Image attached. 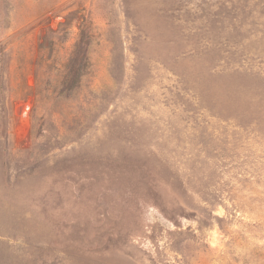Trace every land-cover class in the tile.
I'll list each match as a JSON object with an SVG mask.
<instances>
[{
    "label": "rangeland",
    "instance_id": "obj_1",
    "mask_svg": "<svg viewBox=\"0 0 264 264\" xmlns=\"http://www.w3.org/2000/svg\"><path fill=\"white\" fill-rule=\"evenodd\" d=\"M0 264H264V0H0Z\"/></svg>",
    "mask_w": 264,
    "mask_h": 264
},
{
    "label": "trees",
    "instance_id": "obj_2",
    "mask_svg": "<svg viewBox=\"0 0 264 264\" xmlns=\"http://www.w3.org/2000/svg\"><path fill=\"white\" fill-rule=\"evenodd\" d=\"M81 42H82V39H81ZM85 61H86V60H85V57H83L82 59L80 58V59L78 60V62H79V65H80L81 63L85 62ZM86 64H88V63H86ZM82 65H85V63H84V64H82ZM68 76H69V74H67V76H66L65 80H64V79H62V83H63V84H65V83H66V81H67V79H68Z\"/></svg>",
    "mask_w": 264,
    "mask_h": 264
}]
</instances>
